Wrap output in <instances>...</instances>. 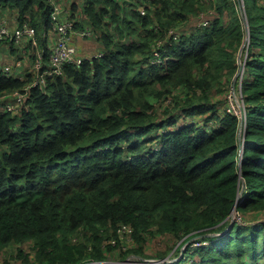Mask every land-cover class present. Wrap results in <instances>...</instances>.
<instances>
[{"label": "trees", "instance_id": "16d2710c", "mask_svg": "<svg viewBox=\"0 0 264 264\" xmlns=\"http://www.w3.org/2000/svg\"><path fill=\"white\" fill-rule=\"evenodd\" d=\"M138 1L84 0L80 13L73 3L77 27L88 23L104 53L67 64L31 89L27 107L0 118V254L29 242L38 264H108L121 252L147 258L146 248L164 238L180 242L183 254L171 262L162 247L153 256L162 264H260L264 218L231 228L227 218L234 206L244 214L264 211V2L243 0L241 8L251 35L240 84L242 123L210 100L226 72L240 66L232 46L243 43L244 18L238 12L226 24L221 18L235 0ZM51 2L0 0V10L15 11L17 27H35L43 48L50 45L42 34L51 29ZM212 10L200 25L201 14ZM122 25L131 38L124 40ZM171 27L186 31L167 45L168 59L151 63L153 41L168 43ZM7 41L20 51L13 39L0 43ZM32 77L0 70V102ZM163 104L194 119L171 127L174 116L157 110ZM122 225L132 228L134 246L127 250L111 243Z\"/></svg>", "mask_w": 264, "mask_h": 264}, {"label": "built area", "instance_id": "2783aa9c", "mask_svg": "<svg viewBox=\"0 0 264 264\" xmlns=\"http://www.w3.org/2000/svg\"><path fill=\"white\" fill-rule=\"evenodd\" d=\"M50 2L53 4L50 12L51 29L58 35V39L56 40L54 49L50 54L49 62L47 65H45L43 62L44 59L42 55H40L35 60L34 65L30 70L33 77L31 80H29L28 84L23 88H17L12 92L5 94V96L8 98L0 102V118L5 112H12L16 114L22 111L23 108L27 107L26 101L31 89L36 86L45 85L47 80L52 76L61 75L64 72L67 64H78L81 63L85 58L99 57L104 53L103 51H97L90 56L80 54L77 50V47L71 44L72 34L76 32V29H78L76 19L72 17L71 7L59 4L54 0H50ZM210 13V15H206V13H204L205 16L203 13L201 14L202 17L201 21L199 22L200 25H206L210 21L208 17L212 15V11H210ZM80 33L83 37H90L93 35V30L87 26L82 28ZM37 34V30L33 26L25 25L24 27L13 29L6 24L5 19H0V40L10 38L16 42H21L23 39L28 37L36 44L38 41ZM166 34L170 36L168 43L166 42V39L162 37L155 39V44L150 59L151 63H162L168 59L169 53H167V45L172 44L173 41L180 40L182 36L181 32L174 27H171ZM0 70L7 75H11L12 66L7 65ZM228 110L233 112L230 108H228ZM111 243L118 245L120 250H126L127 246H130V244L134 243L132 228L128 225L120 226L118 228L117 238H114ZM201 243L203 242H195V244ZM90 248L92 247L90 246ZM139 257H135L136 264H160V262H152L150 260L147 262H142L140 260H143V257ZM122 261L123 260L109 262L106 260L104 262L108 264H123Z\"/></svg>", "mask_w": 264, "mask_h": 264}, {"label": "rangeland", "instance_id": "374dc122", "mask_svg": "<svg viewBox=\"0 0 264 264\" xmlns=\"http://www.w3.org/2000/svg\"><path fill=\"white\" fill-rule=\"evenodd\" d=\"M214 1H216V0H214ZM232 1H234V0H232ZM138 2L139 3H143L142 0H139ZM68 3H70V2H68ZM233 4L235 5L233 7V9H231L230 11L226 10L224 12V14H221V18L223 19V22L225 24L230 22V20L232 19L233 14L231 12H238L239 15H241V18L242 17L245 18V16H247V14H245L244 7H243V15H242L241 8L243 6L242 5L243 4V0H235ZM63 5H65V4H63ZM66 6H68V5H66ZM136 7H138V5L134 4L132 8L135 9ZM138 9L140 11H142V12L143 11L146 12V7L139 6ZM212 13L214 14L213 10H212ZM208 18H209V20H211V17H208ZM128 19L132 20V16L129 15ZM242 21H243V18H242ZM244 22H245V20H244ZM6 24L9 27H11L7 23V21H6ZM130 26L131 27L132 26L136 27L137 23L134 22V21H130ZM110 28H111V30L112 29L115 30L117 32V35H118V31H117V29L115 27H112V25H111ZM13 29H16V28H13ZM155 29L159 32L161 30L160 25L156 24L155 25ZM177 29L181 32V35L184 34L185 31H186L183 28L181 29V28L177 27ZM81 30L82 29H76V32L80 34L81 39L83 40L82 42L85 41V44H88L90 46L93 45L92 41L89 42V41H86V40L99 41V40L96 39L97 36L95 34L90 36V37H92L91 39H85V36L83 37L81 35V33H80ZM122 31L124 33V40L131 38L132 35H133L132 30L130 28H128L126 25H122ZM52 32H53V34H52ZM43 35L46 38H48L49 42H50L51 36L52 35L54 36L52 38L51 47L49 45V47H43L42 50H39V54H41L43 59H44V61H43L44 64L47 65L48 62H49L50 54H51V52L54 49V45L56 43V40L58 39V35L52 29H50L49 32L44 30ZM247 36H248L247 34H245V36H243V40H242L243 43H241V45L235 43V45L232 46V50L233 49L236 50V54H237L238 59H239V65L245 64V59L248 57V46L244 44V40L247 38ZM90 37H87V38H90ZM227 42H229V41H227ZM71 44H73L72 41H71ZM154 44H155V40L153 41V47H154ZM73 45L75 46V44H73ZM167 53H169V51H167ZM69 64H73V63H69ZM238 70L239 69H237L235 74H231L229 71L226 72V74L221 78V81L219 83H217L216 88L213 90V92H212V90L210 91V92H212L210 94V100H211V103L218 110V112L224 113V112L227 111V112H230V113H233V114H237L238 116H240L242 118V116L244 115V114L242 115V112L244 113L245 108H246V106L244 104V101H243V98H242L243 95L241 93V86H240L241 79H242L244 73H243L242 76L239 75L238 81H236V83L234 84V78H235V75L238 72ZM222 79H223V82H222ZM186 93H187V89L184 88V87H180V88L177 89V94L180 97H185ZM171 98H170L171 99V105L169 107L174 106L173 104L175 102L173 97H171ZM154 100H155V98H154ZM163 106L162 107L161 106H157V110L161 109V111L164 113V114L161 115L162 118L164 116H166V117L174 116L173 117L174 120L171 123V127H179L183 123H185L186 120L194 119L192 117H188L185 114H183V111L181 110L180 107H176V108L172 109V108H169L166 104H163ZM228 108H230L233 112L229 111ZM208 114H210V113H208ZM196 115H202L204 117L206 116L205 113H198ZM197 118H195V119H197ZM164 130H166V129L161 128V129L158 130V132H163ZM238 212L239 211H237V210H233L232 211L233 215L228 218L230 220V222H231V220H234V222L235 221L245 222L246 220L258 221L261 218H264V211L263 212H250V213H245V214L244 213L240 214ZM76 236H77L76 238H78V239H82L83 238L82 233H78L77 232ZM207 241H210V240H207ZM24 243L25 244H22V245L17 246V247L10 246L2 254H0V264H38V262L34 260L32 255H30L32 244L29 243V242H24ZM173 243L169 242L168 244H165L164 238L163 239L162 238L157 239L156 242L153 244L154 250H151L149 247L146 248L145 256H147V258H143V260H140V261L147 262V261L150 260L152 262H160V264H161V261H163V260L157 259V258H155L153 256H156L155 253H157V251L159 249H161L162 247H164V248L167 247L168 248L167 249V251H168V259H165V260H169L171 262L176 261V260H180L183 252L181 254H179L178 250H176L177 246L179 245L180 242H178L177 245H173ZM114 246L118 247V245H114ZM132 246H134V243L130 244V246H127L126 250L129 249ZM186 246H188V243H185L182 246L181 249L184 250L186 248ZM19 248L22 249L24 251V253L29 256V261L24 260V257L19 255V253H18L19 252ZM121 253H122L121 256L123 258L119 257V256L115 257L116 254H111V256L107 257L108 261L109 262L110 261L111 262H117V261L123 260L122 261L123 264H136L135 257H139V256H137V254H133L132 252H128L126 254H124L123 252H121ZM260 259L261 260H260L259 263L260 264H264V257H261ZM111 264H113V263H111ZM177 264H181V263L179 262ZM182 264H186L185 261L182 262Z\"/></svg>", "mask_w": 264, "mask_h": 264}, {"label": "crops", "instance_id": "0c3cea01", "mask_svg": "<svg viewBox=\"0 0 264 264\" xmlns=\"http://www.w3.org/2000/svg\"><path fill=\"white\" fill-rule=\"evenodd\" d=\"M54 1L59 4H65L68 6H72V4L75 3L76 6H79V11H76V13L83 12L82 4L84 0H54ZM0 19H5L12 28H17L18 26V14L15 11L10 10L8 8L0 10ZM87 26H88V23H86L82 27L78 26L77 28L82 29ZM53 37L54 36L52 35L50 42H49L48 38H46L43 35V39L46 40L47 46L50 44V47H51ZM37 38H38V41L36 44L28 37L23 39L21 42L17 43V44L22 45L21 47H19L21 52L20 51L16 52L17 50H15V47H13L9 41H7L9 43H4V42L0 43V69H3L5 66L10 65L12 66V70H11L12 75L17 76L21 79L27 78V74L30 72L32 66L34 65L35 60L41 55L39 54V50H42V47L40 48L39 46L40 42H39L38 34H37ZM91 38L92 37L90 38L85 37V39H91ZM71 41L77 47L78 52L85 56H90L96 53L97 51L104 50V42L102 39H100L99 41L86 40L89 42L90 41L93 42V45L90 46L88 44H85V41L82 42L83 40L81 39L80 34L77 32L72 34ZM29 42L31 44L30 46H27V43ZM21 53L23 54L21 55Z\"/></svg>", "mask_w": 264, "mask_h": 264}, {"label": "water", "instance_id": "95a60500", "mask_svg": "<svg viewBox=\"0 0 264 264\" xmlns=\"http://www.w3.org/2000/svg\"><path fill=\"white\" fill-rule=\"evenodd\" d=\"M243 18H244V17H243ZM244 20H245V26H246V34L248 35L247 38L244 40V44L247 45L248 41L251 40V39H250L251 35H250L249 21H248L247 16H245ZM244 71H245V64H241V65L239 66V70H238V72H237L236 75H235V78H234V84L236 83V81H238L239 75H240V76L243 75ZM243 114H244V115H243ZM242 115H243V116H242V123H244L245 116L247 115V114H246V108H245L244 113L242 112ZM240 138H241V136H240ZM242 146H243V145H242ZM241 158H242V154H241ZM241 194H242V192H240V196H241ZM234 210H237V207L234 206ZM232 215H233V213H231V215H229L228 218H229L230 216H232ZM228 218H227V219H228ZM234 224H235L234 220H231L229 228H231ZM205 235H206V234H205ZM202 236H203V235H202ZM197 237H198V236H197ZM197 237H195V238H197ZM195 238H193V239H195Z\"/></svg>", "mask_w": 264, "mask_h": 264}]
</instances>
